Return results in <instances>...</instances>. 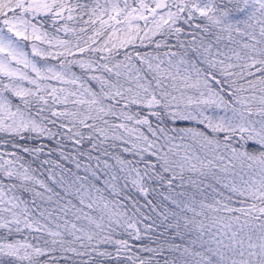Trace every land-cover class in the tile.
<instances>
[{
    "label": "snow or ice",
    "instance_id": "snow-or-ice-1",
    "mask_svg": "<svg viewBox=\"0 0 264 264\" xmlns=\"http://www.w3.org/2000/svg\"><path fill=\"white\" fill-rule=\"evenodd\" d=\"M0 264H264V0H0Z\"/></svg>",
    "mask_w": 264,
    "mask_h": 264
}]
</instances>
